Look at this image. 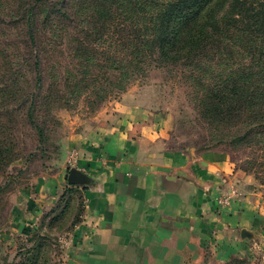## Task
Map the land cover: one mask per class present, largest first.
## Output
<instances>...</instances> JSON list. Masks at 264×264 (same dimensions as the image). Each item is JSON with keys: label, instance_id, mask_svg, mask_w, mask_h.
Instances as JSON below:
<instances>
[{"label": "rangeland", "instance_id": "1", "mask_svg": "<svg viewBox=\"0 0 264 264\" xmlns=\"http://www.w3.org/2000/svg\"><path fill=\"white\" fill-rule=\"evenodd\" d=\"M45 3L35 5L37 11L31 20L42 60L37 67V47L34 50L26 44L27 24L20 21L26 14L25 7L35 0H0V264H15L21 253L39 256L40 264L44 259L48 264H66L67 240L84 206L81 192L68 190L69 171L65 180L58 182L55 194L47 193L46 200L37 196L44 211L32 230L20 234L12 226L23 189L32 188L35 194L42 177L64 171L66 157L73 156L69 141L103 122L107 108L112 109V104L130 89H149L152 107L161 110L169 121L173 147L229 153L244 183L243 193L257 199L264 212V145L255 140L233 143L228 133L235 127L218 126L204 118L196 108L195 89L187 78V69L178 67L170 72L152 68L147 75L125 81L124 89H118L114 86V39H109L110 32L106 31L108 35L99 48L101 59L95 63L101 67L94 69L91 80L78 83L74 76L82 77L80 71L85 67L80 63L84 61L77 60L69 37L80 30ZM68 3L66 8L77 18L81 12L78 1ZM38 73L42 74L41 81ZM31 102L35 105L29 118ZM248 239L247 253L236 258H245L248 264H264V226L250 233Z\"/></svg>", "mask_w": 264, "mask_h": 264}, {"label": "crops", "instance_id": "2", "mask_svg": "<svg viewBox=\"0 0 264 264\" xmlns=\"http://www.w3.org/2000/svg\"><path fill=\"white\" fill-rule=\"evenodd\" d=\"M148 90L123 92L103 122L69 141L64 171L42 177L35 194L23 189L15 231L33 229L44 211L37 196L55 194L76 169L87 180L73 185L84 206L66 264H216L245 256L250 233L264 226L260 203L243 193L229 153L170 144L169 121ZM223 195L231 196L227 208L218 202Z\"/></svg>", "mask_w": 264, "mask_h": 264}, {"label": "trees", "instance_id": "3", "mask_svg": "<svg viewBox=\"0 0 264 264\" xmlns=\"http://www.w3.org/2000/svg\"><path fill=\"white\" fill-rule=\"evenodd\" d=\"M75 1L81 10L77 18L66 8L69 0H35L25 7L20 21L27 24L26 44L34 50L37 47V67L42 60L31 20L35 5L46 2L80 30L69 37L77 60L85 63H80L85 67L80 71L82 77L74 76L78 83L91 80L94 69L101 67L95 63L101 59V41L110 32L116 88L124 89L125 81L147 75L152 68L175 72L183 67L195 89L196 108L204 118L218 126L235 127L228 133L233 143L255 140L264 145V0ZM121 59L127 63L122 64ZM41 78L38 73V81ZM34 105L31 102L29 118ZM38 130L42 134L40 126ZM69 175L68 190L79 184L70 182ZM39 259L21 253L15 264H40ZM248 262L233 258L223 264ZM42 264H48L47 259Z\"/></svg>", "mask_w": 264, "mask_h": 264}, {"label": "water", "instance_id": "4", "mask_svg": "<svg viewBox=\"0 0 264 264\" xmlns=\"http://www.w3.org/2000/svg\"><path fill=\"white\" fill-rule=\"evenodd\" d=\"M69 180L70 182L73 183H84L86 182V176L82 173H80L78 170L76 169H72L69 175ZM243 236L246 237V235H249V233L246 230H243Z\"/></svg>", "mask_w": 264, "mask_h": 264}, {"label": "built area", "instance_id": "5", "mask_svg": "<svg viewBox=\"0 0 264 264\" xmlns=\"http://www.w3.org/2000/svg\"><path fill=\"white\" fill-rule=\"evenodd\" d=\"M219 205L221 208H227L231 204V196L230 195H224L219 198Z\"/></svg>", "mask_w": 264, "mask_h": 264}]
</instances>
